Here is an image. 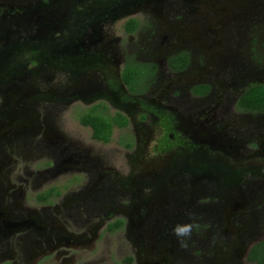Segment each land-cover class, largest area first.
<instances>
[{"label":"rangeland","instance_id":"rangeland-1","mask_svg":"<svg viewBox=\"0 0 264 264\" xmlns=\"http://www.w3.org/2000/svg\"><path fill=\"white\" fill-rule=\"evenodd\" d=\"M242 2L238 8L227 7L229 19L240 9L231 23L220 16L215 21L204 6L196 2L187 4L185 0H32L23 5L21 15L0 14L1 216L9 210L17 216L40 210L36 196L50 188L60 192L53 203H65L75 213L80 197L86 196L92 183L93 173L80 169L70 160L72 147L91 157L100 152L101 164L94 176L111 174L118 188H130L132 179H148L154 187L146 188L145 194L160 191L158 185L164 181L163 176L176 169L209 177L207 185L205 179L193 187L198 195L192 199L194 215L187 223L193 225L191 236L184 238L185 244H180L179 250L183 251L175 252L176 259L166 253L167 264H188L187 261L203 264L201 257L212 250L223 232L233 229V233L242 234L245 222L240 220L241 215L250 221V231L255 233L253 240L244 239L249 241L248 245L263 241L264 139L258 133L253 141L258 143L254 151L250 142L243 145L242 135L247 133L245 127H250L251 119L236 112L233 91L223 92L233 85L231 77L214 75L212 83L221 91L215 92L199 109L180 107L178 100L171 102L161 98L158 92L155 95L149 88L145 90L144 83L139 87L142 91H130L125 85H116L114 77L111 86L116 89L106 97L84 96L79 87L80 79L89 76L87 71L92 69L100 67V71H107L104 68L107 66L112 72H121L133 62H142L144 57H135L141 50L138 47L148 41L152 46L155 37V28H147L148 24L162 21L170 11L183 9L184 4L186 9H195L206 16L213 45L219 44L222 49V42L225 45L226 41H221L215 31H230L231 52L226 54L234 55L239 67L244 63L247 68H253L246 79L260 78L264 73V0ZM126 3L131 4L130 9L138 8L131 18L139 20L141 27L133 34L125 32L128 18L110 16L124 11L122 6ZM196 12H192V18L198 21ZM227 25L234 28H226ZM94 40L109 44L108 57L89 51L87 46ZM83 44L86 48H82ZM186 50L196 51L191 47ZM196 56L198 59L197 53ZM159 57L157 53L151 62L158 63ZM157 79L151 85L159 87L161 81ZM97 105L105 108L102 107L101 114L106 117L125 112L130 119L126 128L115 127L109 143L95 140L92 129L80 123V117ZM168 106L173 109L184 141L189 146L195 143L196 147L163 150L159 118L166 115L164 108ZM217 126L226 127L228 132L220 131ZM237 127L241 128V137L234 133ZM18 130L20 136L10 141L8 138ZM46 142L61 146L54 149ZM61 150L66 152L60 155ZM116 202L121 199L117 197ZM216 210L222 212V223H216L211 213ZM230 211L235 212V217L226 215ZM52 214L56 216L55 212ZM59 220L64 231L81 237L64 241L60 248L53 249L44 244L41 236L34 237V232L17 231L8 240L1 239L0 264H160L158 252L156 257L144 255L139 241L134 236L128 237L125 228L109 234L103 225L93 236L87 234L90 225L81 226L78 219H68L67 223L61 217ZM32 238H36L34 245L30 244ZM148 245L152 247L151 242Z\"/></svg>","mask_w":264,"mask_h":264},{"label":"flooded vegetation","instance_id":"flooded-vegetation-1","mask_svg":"<svg viewBox=\"0 0 264 264\" xmlns=\"http://www.w3.org/2000/svg\"><path fill=\"white\" fill-rule=\"evenodd\" d=\"M31 1L32 0H0V14L4 17L21 15L22 10L24 9L23 5ZM185 1L187 4H193L196 2L198 5L204 6L206 11L209 10L210 14L214 15L215 21L220 20V16L230 23L234 22L232 18L236 13V10L229 19L227 18L228 15H226L227 7L229 6L230 8L231 5H234L233 7L238 8V6L244 2H242V0ZM130 6L131 4L126 3L122 6L124 11L121 13L115 12L110 16L115 18L119 17L118 19L128 18V22L133 19L131 16L138 10V8L130 9ZM183 9L179 8L177 11H170L167 17L162 21L148 24L147 28H155V37L152 38V46H150V41H148L145 46L138 47L141 49L139 51L141 52V55L137 52L135 57H137V59L139 57H144V59L142 62H133L128 65L138 67L143 71L135 88L141 90L139 87L144 83L145 90L149 88L155 95L156 92H158L161 95V98H168L171 102L178 100L176 102L180 107L199 109L213 97L215 92L221 91V89H218L214 83H212L214 75H219L221 73L225 76V74H227V77H231L233 85L224 89L223 92L226 93V90L233 91L236 97L234 100L236 112L247 114V117L251 119L248 121V126L250 127H245L248 129L247 133L242 135V137H244L243 145L246 146L250 142L253 151L257 150L256 144L258 143H253V141L257 139L258 133L260 134V132L262 133L260 135H262L264 139V120L262 121V119H264V112L246 111L239 107L238 102L252 86L264 85V73L259 76L260 78L246 79L245 77L251 74L250 72L253 68H247L244 66V63L241 65L242 67H239V60L237 61L234 55L229 57L226 54L227 51L231 52V46L229 44L233 37L232 33L228 31L230 33L226 32L228 33L226 34L225 31L222 30L220 32L215 31L216 34H219L218 37L221 38V41L226 39L225 45L222 42L221 47L223 48L220 49L219 44L213 45L211 40H209L210 30L208 29L211 28V26H209L206 16L199 14L195 9H186L185 4L183 5ZM237 10L238 13L240 9ZM192 12L198 14L195 15V17H199L198 21L196 18L193 20ZM241 14L242 12H240L238 16ZM210 17L213 19L211 15ZM14 20L11 21L13 22ZM137 21L139 22L138 28H140L141 23L139 20ZM226 28L234 27L227 25ZM234 31V33L239 36L238 31ZM157 39H159V42ZM90 42H92V44L87 46V48L90 49V52H101L103 54L101 55L102 57H108L107 54L111 53L108 50L109 44H106L105 42H97L95 40ZM197 46L200 47L197 48ZM212 46H216V49H212ZM186 47L194 48L196 51L190 52L186 50ZM82 48H86V45L83 44ZM157 53H160L159 62L152 63V58ZM196 53L199 56L198 59L197 56L195 57ZM180 55L187 56L188 62L184 68H181L182 65L180 62L174 61V59ZM127 67L121 72H112L107 66L104 67L107 71H100V67L87 71L89 76L80 79L79 87L80 91H82L81 94L90 98L108 96L112 89H116L111 86V83L113 82L112 77H114L113 79L116 85H125V87H128L131 91V87H129L123 80V73ZM157 77L159 81H161V84L158 85L159 87H156V84H154V86L151 85L152 81ZM150 86H152V89ZM200 87H206L207 91L202 89L199 91H204V93H197V88ZM97 106L100 107L97 112L101 114L103 106ZM97 106H93L89 112ZM164 110L166 115H162L159 118V127L163 134L161 139L163 150H170L176 147H196L195 143L193 144L194 146H189V143L185 142L182 138L183 135L180 132V128L175 122L176 118L173 117V109L168 106L167 108H164ZM200 111L205 110L200 109ZM168 112H171L170 114L172 115ZM119 115L127 118L130 122L129 117L125 112L118 113L116 116ZM217 129L228 132V129L223 126H217ZM240 129V127H237V130L234 133L239 134L241 137ZM20 134L21 131L18 130L16 135L12 134L8 139H10V141L14 140L15 138H18ZM24 135L28 134L25 132ZM24 144L27 143L24 142ZM49 144L52 148H59V146H61L60 144L57 145L58 143H56V145H53V143ZM69 149V152H71L70 160H74V162L79 165L80 169L93 173V175H91L92 183L85 192L86 196L83 198L80 197V205L77 207L76 212L72 213L65 203L61 205L53 203L60 194L57 197L50 199L48 202H44L38 198L41 194L40 193L36 196L37 203L40 205V210H35L28 216L10 214L9 212L12 210L5 211L3 216L0 214V243L1 239L4 238L8 240L10 235L20 230L34 232V237L36 235L41 236V238H44V244L53 249L60 248L64 241L80 238L81 236L79 235L74 236L67 231H64V228L60 225L61 221L59 218L61 217L65 223H67L68 219H78L77 222H81V226L90 225L87 234H93V236L99 226L105 225V229L109 234L125 228L128 237L134 236L136 240L139 241L141 244L140 251L144 255L147 256L152 254L156 257L158 252L157 256L160 264H167L168 260L166 259V253L170 256H174L176 251H183L179 250L181 243H177L179 242V239L174 234L173 229L177 225L187 224L190 218L194 215L192 214V206L194 204L192 199L198 194L193 191V187L198 182L202 183L205 179L208 180L205 182V185H207L210 180L208 176L203 173L189 174L188 171H178L179 169H176L177 171L173 170L170 175H164V181L158 185L160 191H163L164 195H162L160 191L155 190L151 191L149 194H145L146 188L154 187L150 184L148 179L145 181L132 179V186L130 188H118L116 184L112 182L110 178L111 174L94 176L95 170L97 171V168L101 164V160H99L101 159L100 152L97 153V156L91 157L86 152L81 153L72 147ZM65 152L66 151L61 150L60 155ZM117 197L121 199V202H116ZM231 210H235V208L232 207ZM52 212H55L56 216L53 215ZM211 213L215 215L216 223H222V212L218 213L216 210V212L211 211ZM233 213L235 212L230 211L226 213V215H232L228 217L233 218L235 217V214ZM130 214H134V216H131ZM205 219L203 213V220ZM240 220L245 222L242 234L239 231L238 233H233V229H231L230 232H223L220 240L215 242L212 250L210 252L208 251L206 256L203 255L201 257L200 261L203 262V264H255L249 260V253L252 247L261 241L248 245L249 241L247 240H253L255 233L250 231L251 228L249 227V224L251 223L249 220L242 215ZM116 222H122L123 227L113 232L109 231V225ZM143 223H145V225H143ZM154 225H157L158 227H152ZM238 227H241V225H238ZM29 240H31V245H34L36 242V238ZM149 242H151L152 247L148 245ZM200 244L204 246V244ZM173 258L176 259V256ZM188 259L189 258L187 257L184 258V260ZM138 260L140 261V258ZM187 263L190 264V261H187ZM11 264L15 263L12 262Z\"/></svg>","mask_w":264,"mask_h":264},{"label":"trees","instance_id":"trees-1","mask_svg":"<svg viewBox=\"0 0 264 264\" xmlns=\"http://www.w3.org/2000/svg\"><path fill=\"white\" fill-rule=\"evenodd\" d=\"M138 27L139 22L135 19H131L125 24V31L129 34H133ZM174 61L180 62L182 65L181 68H184L188 62L187 56L185 55H180L175 58ZM142 73L143 71L138 67L128 66L124 70L123 80L129 87H131L132 90H135V87L137 86L136 84ZM202 89L207 91L206 87H200L197 88V93L201 92L199 90ZM204 91L201 93H204ZM238 105L246 111L264 112V85L252 86L245 93V95L240 98ZM99 109L100 107L97 106L91 112L82 115L80 117V123L92 129V137L95 140L103 143H109L112 140L115 127H126L128 126L129 121L122 115L116 117H106L97 112ZM59 194L60 193L56 188H51L41 193L38 198L44 202H48L50 199L57 197ZM122 227V222H116L109 225V231L113 232ZM249 260L255 264H264V241H261L252 247L249 253Z\"/></svg>","mask_w":264,"mask_h":264},{"label":"clouds","instance_id":"clouds-1","mask_svg":"<svg viewBox=\"0 0 264 264\" xmlns=\"http://www.w3.org/2000/svg\"><path fill=\"white\" fill-rule=\"evenodd\" d=\"M192 224H183V225H177L174 229L173 232L174 234L180 239L181 244H185L186 240L184 238H190L191 233H192Z\"/></svg>","mask_w":264,"mask_h":264}]
</instances>
